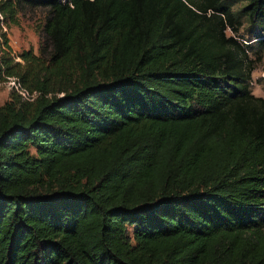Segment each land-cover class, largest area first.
<instances>
[{
  "label": "trees",
  "instance_id": "trees-1",
  "mask_svg": "<svg viewBox=\"0 0 264 264\" xmlns=\"http://www.w3.org/2000/svg\"><path fill=\"white\" fill-rule=\"evenodd\" d=\"M47 12L45 57L3 24ZM264 0H0V264H264ZM261 38L260 41H264Z\"/></svg>",
  "mask_w": 264,
  "mask_h": 264
},
{
  "label": "rangeland",
  "instance_id": "rangeland-1",
  "mask_svg": "<svg viewBox=\"0 0 264 264\" xmlns=\"http://www.w3.org/2000/svg\"><path fill=\"white\" fill-rule=\"evenodd\" d=\"M231 10L236 11L245 0H226ZM46 8L42 6H21L17 12L15 23L3 24L2 28L8 38L13 54L22 49H29L35 54L45 57L49 44L41 28L46 15ZM239 25L236 31L226 29V34H234L238 41L248 43L247 57L250 58L252 70L248 82L249 90L254 95L264 96V18L258 19L254 24L244 14L237 17ZM13 86L10 80H0V103L6 99ZM16 89V88H15Z\"/></svg>",
  "mask_w": 264,
  "mask_h": 264
},
{
  "label": "built area",
  "instance_id": "built-area-1",
  "mask_svg": "<svg viewBox=\"0 0 264 264\" xmlns=\"http://www.w3.org/2000/svg\"><path fill=\"white\" fill-rule=\"evenodd\" d=\"M12 83H13V85H14V87L23 95V96H25L26 95V93L23 91V90H19L18 88H17V85L16 84H14V82L12 81V79H9Z\"/></svg>",
  "mask_w": 264,
  "mask_h": 264
}]
</instances>
